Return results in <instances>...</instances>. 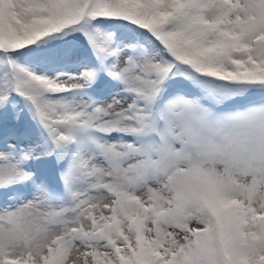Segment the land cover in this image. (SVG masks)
Instances as JSON below:
<instances>
[{
    "label": "snow or ice",
    "instance_id": "snow-or-ice-1",
    "mask_svg": "<svg viewBox=\"0 0 264 264\" xmlns=\"http://www.w3.org/2000/svg\"><path fill=\"white\" fill-rule=\"evenodd\" d=\"M0 264H264V0H0Z\"/></svg>",
    "mask_w": 264,
    "mask_h": 264
},
{
    "label": "clouds",
    "instance_id": "clouds-1",
    "mask_svg": "<svg viewBox=\"0 0 264 264\" xmlns=\"http://www.w3.org/2000/svg\"><path fill=\"white\" fill-rule=\"evenodd\" d=\"M250 105H243V106H240L241 108H247L249 107Z\"/></svg>",
    "mask_w": 264,
    "mask_h": 264
}]
</instances>
